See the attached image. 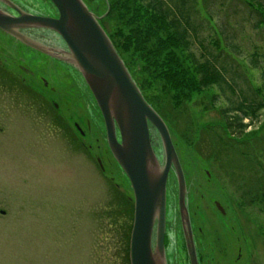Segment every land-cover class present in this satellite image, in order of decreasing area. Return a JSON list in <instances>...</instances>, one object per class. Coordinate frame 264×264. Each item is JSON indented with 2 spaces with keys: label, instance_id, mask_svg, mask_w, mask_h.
Returning a JSON list of instances; mask_svg holds the SVG:
<instances>
[{
  "label": "rangeland",
  "instance_id": "374dc122",
  "mask_svg": "<svg viewBox=\"0 0 264 264\" xmlns=\"http://www.w3.org/2000/svg\"><path fill=\"white\" fill-rule=\"evenodd\" d=\"M82 1L111 34L106 0ZM258 2L264 7V0ZM25 4L50 11L42 0ZM200 6L197 17L203 25L197 40H192L191 52L199 59L214 53L216 43L234 89L246 98L262 100L264 26L253 29V16L239 0H218L205 9ZM1 44L5 53L23 57L34 76L17 73L10 62L3 61L31 91L12 92L0 83V264H129L125 233L132 226L127 213L133 207V194L108 150L102 117L85 82L76 72L43 63L44 59L39 61L27 50L20 53V47L7 38ZM39 76L58 96L43 89ZM159 94L156 87L147 96ZM50 97L60 106L59 116L52 112ZM237 100L229 90L222 93L215 87L193 96L184 119L190 122L192 135L186 133V137L195 138L204 127L221 125L219 110ZM73 122L81 126L83 138ZM167 126L185 179L200 264H264V213L240 200L242 183L225 177L223 168L203 159ZM150 134L161 161L157 133L150 129ZM259 136L264 138V107L243 139L255 145ZM165 250L168 264H189L172 170L166 183Z\"/></svg>",
  "mask_w": 264,
  "mask_h": 264
},
{
  "label": "trees",
  "instance_id": "16d2710c",
  "mask_svg": "<svg viewBox=\"0 0 264 264\" xmlns=\"http://www.w3.org/2000/svg\"><path fill=\"white\" fill-rule=\"evenodd\" d=\"M216 1L106 0L105 18L113 25L111 34L100 25L133 80L138 63L139 80L134 82L145 101L188 147L223 168L225 177L242 183L241 201L258 206L264 213V138H256L255 145L253 140L243 139L251 121L264 107V98H246L241 90L234 89L223 66L226 59L216 43L214 53L199 59L191 52L192 40H197L203 25L197 17L199 4L205 9ZM239 1L253 16V29L264 26V7L259 0ZM156 87L159 96L149 98L147 95ZM214 87L222 93L229 90L237 102L219 110L221 125L204 127L197 137L187 138L186 133L191 131L190 122L184 120L188 116L187 104L193 96ZM127 217L133 219L132 206ZM130 231L128 226V242Z\"/></svg>",
  "mask_w": 264,
  "mask_h": 264
},
{
  "label": "water",
  "instance_id": "95a60500",
  "mask_svg": "<svg viewBox=\"0 0 264 264\" xmlns=\"http://www.w3.org/2000/svg\"><path fill=\"white\" fill-rule=\"evenodd\" d=\"M4 1L19 17L0 12V30L34 49L37 46L17 30L40 28L56 33L67 48V62L79 72L99 109L108 150L129 181L133 194L129 264H166V183L171 169L177 182L178 212L187 258L189 264H198L185 204V179L169 130L145 101L98 18L82 0H48L58 14L56 19L23 13ZM150 128L160 141L161 162L153 150ZM215 205L223 213L220 205Z\"/></svg>",
  "mask_w": 264,
  "mask_h": 264
},
{
  "label": "flooded vegetation",
  "instance_id": "af4514ba",
  "mask_svg": "<svg viewBox=\"0 0 264 264\" xmlns=\"http://www.w3.org/2000/svg\"><path fill=\"white\" fill-rule=\"evenodd\" d=\"M6 1L13 4L21 12L35 16V17H45V18H53V19L58 18L57 12L55 11V9H53V7L51 6L48 0H42V1L45 4V6L50 9V11H47L44 7H42L41 10H37L34 7H31L28 4H25L26 0H6ZM0 12L6 15H9L13 18L19 17L18 13L15 10H13L4 0H0ZM16 32L22 35L24 38L29 39L37 47L36 49L28 47L25 44H23L21 41L15 39L13 36L0 30V83L2 84L1 86L6 88V90H11L12 92H15V89L17 91H19L20 89L21 94L22 92L31 91V89L29 88L30 86L25 84L23 80L20 79V75L19 74H17L18 76L14 75L9 70L8 68L9 65L4 64L3 61L10 62L12 65V69H14L17 73L20 72L22 75L33 77L34 72L31 70V68L28 67V65L25 64L23 57L15 58L12 55H9L4 52V48L2 47V44H1V41L3 40V38L9 39L13 43H15L17 46H19L20 53L24 54L25 50H27L31 52L32 54H35L39 58V61L40 59L41 60L44 59L45 61H41V62L43 63L51 62L55 64L59 69H62L64 72H67V71L76 72L81 77L79 72L67 62V56H66L67 48L64 42L61 40V38L56 33L50 30L40 29V28L19 29ZM38 80L44 90L48 89L51 95L53 94L54 96H58L59 92H57L55 88H52L44 77L39 76ZM42 102H45V101L42 100ZM48 102L51 106L52 112L56 116H59L60 114L59 104L55 102L52 97L48 99ZM80 123L82 124V121H80ZM73 127L82 138L85 136L83 130L81 129V126L77 122H73ZM85 127L88 130V127H89L88 121L85 123ZM97 163L101 171H103L104 169L101 166L99 159H97ZM220 213L222 215L225 214L224 210H223V213L222 212ZM189 220H190V216H189ZM190 225H191V221H190ZM165 227H166V224H165ZM191 231H192V237H193L194 246H195L197 263L200 264V257H199V253L197 252V247H196V242H195V238L193 235L192 226H191ZM164 249H165V237H164ZM165 258H166V264H168L166 250H165Z\"/></svg>",
  "mask_w": 264,
  "mask_h": 264
},
{
  "label": "bare ground",
  "instance_id": "6f19581e",
  "mask_svg": "<svg viewBox=\"0 0 264 264\" xmlns=\"http://www.w3.org/2000/svg\"><path fill=\"white\" fill-rule=\"evenodd\" d=\"M170 212L172 213V210L170 209Z\"/></svg>",
  "mask_w": 264,
  "mask_h": 264
}]
</instances>
